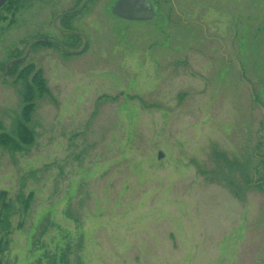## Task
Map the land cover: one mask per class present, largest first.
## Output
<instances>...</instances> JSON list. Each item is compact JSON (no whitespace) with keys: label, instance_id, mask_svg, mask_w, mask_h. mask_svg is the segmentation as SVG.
Masks as SVG:
<instances>
[{"label":"rangeland","instance_id":"obj_1","mask_svg":"<svg viewBox=\"0 0 264 264\" xmlns=\"http://www.w3.org/2000/svg\"><path fill=\"white\" fill-rule=\"evenodd\" d=\"M117 1L0 9V264H264V0Z\"/></svg>","mask_w":264,"mask_h":264},{"label":"trees","instance_id":"obj_2","mask_svg":"<svg viewBox=\"0 0 264 264\" xmlns=\"http://www.w3.org/2000/svg\"><path fill=\"white\" fill-rule=\"evenodd\" d=\"M11 1L12 0H8L7 3H10ZM11 66H12L11 68L15 70L18 66H20V62L15 61L13 62ZM32 70H33V67L30 68L29 66L23 71V73L26 72L24 76V79L26 82V90H25V93H23L22 95L24 99V104H25L23 116L26 120H28L29 114L33 111L34 104L32 103V101L34 100L36 93H39V96H42L47 92V89L44 86L42 79L40 78V72L34 76L31 83H28L27 77L30 71ZM23 122H24L23 120L18 121V125L14 132V135L17 136V138L19 139L21 143L31 145L32 142L34 141L35 133L32 130H30ZM0 144H2L5 148L10 147V149H13V150H17L19 148V145L16 142V140L10 138L9 136L5 134L0 136ZM30 202H31V198H28V199L25 197L22 198V203L25 209L28 208ZM1 205H2L1 207L2 210H0V227L2 230L8 231L10 228V216L14 212L12 209V205L5 203V200L4 201L2 200ZM1 252H2V247H1V241H0V253Z\"/></svg>","mask_w":264,"mask_h":264},{"label":"water","instance_id":"obj_3","mask_svg":"<svg viewBox=\"0 0 264 264\" xmlns=\"http://www.w3.org/2000/svg\"><path fill=\"white\" fill-rule=\"evenodd\" d=\"M7 1L0 0V9ZM112 13L128 21H147L155 16L152 0H118L112 8Z\"/></svg>","mask_w":264,"mask_h":264}]
</instances>
